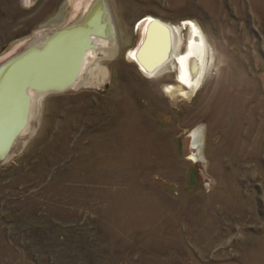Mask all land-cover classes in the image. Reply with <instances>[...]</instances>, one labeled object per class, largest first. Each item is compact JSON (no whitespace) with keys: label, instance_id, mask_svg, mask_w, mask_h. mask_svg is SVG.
I'll list each match as a JSON object with an SVG mask.
<instances>
[{"label":"rangeland","instance_id":"1","mask_svg":"<svg viewBox=\"0 0 264 264\" xmlns=\"http://www.w3.org/2000/svg\"><path fill=\"white\" fill-rule=\"evenodd\" d=\"M65 1L0 0V55ZM100 1L124 50L42 96L0 164V264H264V0ZM147 17L180 55L199 26L188 97L167 90L176 58L150 75L128 59Z\"/></svg>","mask_w":264,"mask_h":264},{"label":"bare ground","instance_id":"2","mask_svg":"<svg viewBox=\"0 0 264 264\" xmlns=\"http://www.w3.org/2000/svg\"><path fill=\"white\" fill-rule=\"evenodd\" d=\"M89 1L91 2V0H79L78 3H74V8H73L74 10H72L69 7L68 12H67V17L63 21V23L61 24L56 23L57 21L56 18L61 19L62 14L64 13V11H66L65 9L68 6V1L64 3V6L61 8L60 13H58V15L54 17L56 20H52L48 24L43 25L40 29L35 31V34H38V38L33 40L35 41V45L39 46L45 40L49 32L53 30L62 29V26L65 24L66 21L74 19V21H76L74 25L79 27L81 21L86 20V18L89 17L88 14L90 13L89 9L91 5L89 4ZM76 14L78 15L77 19H75ZM68 18L69 20H67ZM146 21H147L146 18L143 19L139 23V27L143 22H146ZM104 23L105 22L102 19H100L99 21L95 20L93 27L89 29V31L85 34L83 39H81L80 35H78V37L75 34L70 36V32H69L68 39L70 42L72 38L74 42H76V39H77L76 45L74 46L70 45V48L64 47L65 40L63 39L62 35L59 34V37L61 35L60 40H59V42L61 41V45L58 46L59 50L57 51L59 63L56 69H53V70L56 73L59 72L60 75H65L64 77L67 79L71 78L73 72H75L76 70L75 75L73 76V79H71L70 83L68 84V86H70L71 89L76 88L79 85H82L88 73L87 71H89V67L94 62L95 63L97 62L96 60L92 62L93 59H97L101 57V56L97 57V55L94 54L99 44H103L105 42L111 43L112 48H109L108 52H110L111 54L113 53V46H112L113 36H112V33H110L109 31L108 20L105 24V26L106 25L108 26V31L106 30ZM186 23L189 24L191 27L192 38L189 37L190 41L187 42V50L183 51L184 52L183 54L180 55V53H177L176 50L179 47H175L174 42H172V40L170 44L169 35L166 33V31L158 27L157 24L155 25L152 23V24L146 25V28H145L146 29L145 30L146 40L144 41V43H142L141 46L139 45V47L135 51L128 52V55H127L129 60L135 59L137 60V62H139L140 67H141V72L145 75H150L152 69L159 68L158 66H161L164 63L165 57L168 58L169 56H174V58H176L177 63L180 67V68L178 67L179 68V78L181 81L187 82L188 87L187 89H184L183 87H170L167 90L171 97L175 96L177 93H181L183 97H188L194 90H196L197 88L196 85L201 79L204 66H205L206 44H204L205 40L202 37L200 28L195 22L189 21ZM166 29L168 33H170L173 36L172 29L170 27H166ZM114 30H115V27H114ZM29 37L30 36H27L26 38L22 40L16 41V43L13 46H11L4 53H2L0 55V64L3 65L2 60H5V58L7 59L9 58L6 56L11 54L13 51L17 50L18 48L24 46V43H26L27 40H29ZM52 39H55L57 41L56 36L52 37ZM21 49L17 51L16 54L19 52L18 53L19 55L20 53L22 54L23 52H25L24 50H21ZM14 55L15 54H13V56ZM76 66L78 67L76 68ZM35 70L37 69H35L34 67L29 68L27 65H25V67H22L21 75L19 76V78L26 79V77L29 75H32L31 72H34ZM43 72L44 71H42V73ZM64 77L60 78V80L65 79ZM170 90H172L171 93H170ZM184 90H187V91H184ZM40 98H41V93L33 92V91L29 92V108H28L27 119L23 127L17 132V135H16V138H18L19 141L23 138V136L27 132H29L28 131V129H30L29 128L30 126L29 118L36 111L37 103ZM10 123L11 122L9 120L7 124L8 126L6 125L7 128H9ZM191 138H192L191 147H199L198 146V140L200 138L199 130L198 131L194 130L191 133Z\"/></svg>","mask_w":264,"mask_h":264},{"label":"water","instance_id":"3","mask_svg":"<svg viewBox=\"0 0 264 264\" xmlns=\"http://www.w3.org/2000/svg\"><path fill=\"white\" fill-rule=\"evenodd\" d=\"M93 1L91 0L92 3L89 1V4H91L89 17L81 21L79 27L74 25L76 21L64 24L62 31L53 30L49 32L39 46H36L35 41H33L38 38V34L34 32L30 35L29 40L24 43L25 47L22 46L6 56L9 57L8 59L5 58V60L7 59L6 61L2 60L3 65L0 64V164L18 146L19 140L16 138V135L27 119L29 92H39L42 97L48 93H57L70 88L68 84L73 79L76 70L69 79L65 78V75H60L59 72L56 73L53 70L56 69L59 63L57 52L59 50L58 46L61 45V41L59 42V40L62 35L65 40L64 47L70 48V45H76L77 39L74 42L72 38L70 42L68 39L69 32L70 36L75 34L78 37L80 35L81 39H83L89 29L93 27L95 20L99 21L102 19L105 22V26L107 20L104 18V6L100 0ZM108 11L110 10L107 9V14L109 13ZM151 23L157 24L164 31L166 30L164 24L161 22L151 20ZM41 24L38 25V28L41 27ZM107 27L106 25L105 28L107 29ZM59 34H61L60 37ZM55 36L57 37V41L52 39ZM20 49L25 52L19 55V52L16 54ZM13 54L15 55L13 56ZM25 65L29 68L34 67L37 70L31 72L32 75L27 76L26 79H20L22 67H25ZM42 71L44 72L42 73ZM63 77L65 79L60 80ZM9 120L11 123L9 128H7Z\"/></svg>","mask_w":264,"mask_h":264},{"label":"flooded vegetation","instance_id":"4","mask_svg":"<svg viewBox=\"0 0 264 264\" xmlns=\"http://www.w3.org/2000/svg\"><path fill=\"white\" fill-rule=\"evenodd\" d=\"M68 1V0H67ZM67 1H65L64 3H66ZM68 4H69V1H68ZM64 6V4L62 5V7ZM61 7V8H62ZM61 8H60V10H61ZM68 6H67V8L65 9L66 11H64V13L62 14V17H61V19H58V18H56L57 19V21H56V23H63V21L66 19V17H67V12H68ZM60 10H59V12L58 13H60ZM58 13L56 14V15H58ZM55 18H53L52 20H56ZM111 19V18H110ZM147 19V21H146V25H149V24H152L151 23V20H158L157 18H154V17H147L146 18ZM52 20H50L49 22H51ZM48 22V23H49ZM157 22H159L160 23V21H157ZM162 23V22H161ZM153 24H155V23H153ZM162 24H164V23H162ZM156 25V24H155ZM167 25V24H166ZM165 24H164V26H165V28L167 27ZM158 26V25H157ZM114 27H115V30H114ZM159 27V26H158ZM170 27V26H169ZM171 28V27H170ZM60 31H62V29H59ZM107 31H108V28L106 29ZM113 30L115 31V32H112L111 31V29H110V27H109V31H110V33H112V36H113V39H112V41H113V43H112V46H113V53L111 54L110 52H108V49L109 48H112L111 47V43H108V42H105V43H103V44H99L98 46H97V50L94 52V54H96L97 55V57L98 56H101L100 58H97V59H93V61L92 62H94L95 60L97 61L96 63L94 62L89 68H91V67H93V66H97V65H99V62H100V60L99 59H103V58H107V59H111V58H113V57H115L117 54V56H120V53H122L123 52V41H124V38L122 37V34H121V29L119 28V27H117V26H113ZM166 31V33L168 34V31H167V29L165 30ZM34 32V31H33ZM60 33H62V32H60ZM117 35V36H116ZM16 43V42H15ZM15 43H13L11 46H13ZM119 45V46H118ZM10 46V47H11ZM106 54H107V56H106ZM172 57V60L174 59V57L173 56H169L168 58H166L165 57V59H164V63H166V62H168V61H170V58ZM99 60V61H98ZM177 61V60H176ZM134 62L139 66V68H140V70H141V67H140V64H139V62H137V60H135L134 59ZM163 63V64H164ZM162 64V65H163ZM136 65V66H137ZM161 65V66H162ZM158 67H160V66H158ZM138 68V67H137ZM156 69V68H155ZM155 69H152V71H151V74H152V72H154L155 71ZM86 77H87V75H86ZM86 77H85V80H84V82L82 83V84H84L85 83V81H86ZM180 79V78H179ZM180 82V84H182V86L184 87V88H187V82H184V81H179Z\"/></svg>","mask_w":264,"mask_h":264}]
</instances>
